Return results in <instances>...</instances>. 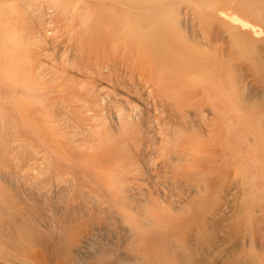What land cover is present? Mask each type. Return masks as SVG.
<instances>
[{
    "label": "bare ground",
    "instance_id": "6f19581e",
    "mask_svg": "<svg viewBox=\"0 0 264 264\" xmlns=\"http://www.w3.org/2000/svg\"><path fill=\"white\" fill-rule=\"evenodd\" d=\"M20 1L22 5L24 1L26 3L24 11L20 9L18 1V4L9 5H6L7 2H0V85L5 84L13 90L18 88L23 91L18 95L10 89L9 96L5 95L4 98L0 96V133L3 129L4 135L6 131L11 134L19 128L24 129L26 134H30L34 141L38 142L37 144L42 145V151L39 152L40 150L38 151L29 141L11 137L8 144L15 147L16 153L28 151L27 154L31 152L32 156H39L42 153L36 159H41L47 174H51L57 162L63 163L67 170L59 180H55L63 183L62 188L57 192H39L36 194L38 197L35 198L32 191L24 195L15 191L16 194L14 193L15 196H12V199L17 204L18 199L23 200L22 203L25 204L23 213H20L18 209L3 211L10 198L0 192V245L2 241L8 240L21 250L31 247L35 241L32 236L33 229L38 230V234L41 233L44 237L56 240L55 242L63 241L65 237L61 236L67 235L66 229L71 221L56 219L54 213H50L46 218L42 217L45 218L42 221L39 215V217L34 215L32 205L27 200L30 199L31 202L42 200V206H44L48 201L60 203L64 199H68L67 202L80 199L83 200L81 204H64L65 209L70 212L75 210L87 212L86 208L89 206L84 201L90 200L91 195L89 197L79 191L80 184L72 172L75 166H82L83 176L95 179L93 182H97L99 186L101 183L108 191L116 188V182L113 179L115 176L112 173L114 170L105 165L107 145L113 141L117 133L129 134V126L132 124L139 126L148 123L149 112L147 103L145 104V92L141 89L142 80L132 71H127L126 64L148 73V97L161 96L172 101L173 106L178 110L186 108L187 111H200L206 116L215 117L214 125L222 133L229 149L242 143L249 135L248 126H246L249 111L245 109V104L238 94L247 91V88L251 86V81L248 79L253 73L264 71V0H35L37 3L33 0L36 4H32L31 0ZM42 2L50 11L47 19L44 17L46 13ZM62 15L64 18L61 17ZM58 20L68 22V28L65 27L66 32L69 37H74L75 41L73 38L72 41L77 50L72 53L73 61H82L83 54L80 50L97 52L99 55L97 66L108 67L105 73L108 77L112 73V79L106 82L100 80V86H107L104 88H110L115 93V97L125 99L128 104L131 103V108H134L133 117L130 116L131 114L119 113L118 125L117 123L113 125L117 127H114L111 134L101 131V126L105 125V114L103 113L102 116L98 111L93 110L76 90L67 91L64 82H59L53 77V73L48 72L47 67L50 63L47 64L46 59H39L36 68L33 66L37 62L34 59L37 57L35 53L30 61L31 55L26 49H33V52L37 54L39 53L35 49L40 50L42 55L49 48L58 46L59 32L56 26ZM26 21L30 22L33 29L35 28L33 32L29 30ZM39 23L42 25L48 23L49 26L46 25L39 30L35 26L37 24L39 27ZM46 32H49V35ZM33 60L35 62L32 68L35 72L31 73L29 78L26 75L29 73V65L27 69L24 66L28 62L32 63ZM21 66L27 70L25 73L20 71ZM34 76L35 82L31 80ZM71 76L78 79L80 74L72 72ZM5 100L11 103V111L15 115V118L11 120V117L9 118L8 123L4 122V107L7 106H3ZM105 103L107 104V101ZM40 105H42L40 107L42 116L46 114L45 124L41 122L38 124L30 118L33 108L39 109ZM123 110L125 109L121 111ZM56 115L57 117L64 115L65 118L60 122L56 119ZM126 116L129 121H125ZM71 125H74L76 129L73 128L74 139H72L73 135L70 136ZM261 125L260 128L264 127ZM4 126L8 130L3 128ZM252 130L254 134L256 133V139L253 138L254 142L246 151V157L258 166L260 169H258V176H261V164L264 161L263 129L261 128L260 131L256 127ZM6 138L0 137L2 148ZM33 138H30L31 142ZM71 143L74 144L72 147L69 146ZM113 144L118 143L111 145ZM9 145L6 143L4 148L11 147ZM73 146L80 149V152H84L80 153L83 154V158L81 155L79 158L83 160L79 163H76L77 154L74 152V157L73 153L68 151V148L72 149ZM12 149L14 151V148ZM13 151L10 153H14ZM7 155L8 153L6 157ZM15 157H12V161ZM79 158L77 161L80 160ZM1 167L0 181L5 180V177L10 179L15 176L10 171L7 172L5 170L7 168L1 169ZM79 171L82 170L79 169ZM54 177L56 174L52 175L46 184L54 181ZM14 179L16 180V177ZM46 187L42 185L38 189L44 190ZM94 199L91 200L94 201ZM3 212H10L11 219L1 218ZM146 220L148 223V218ZM110 224L109 222V226ZM127 231L129 247L135 239V231L132 228ZM71 237L72 240L67 244H60L67 251L72 249L75 253H79L82 248L78 244L81 243L80 237ZM51 240H49L50 244ZM127 255L132 258L129 254Z\"/></svg>",
    "mask_w": 264,
    "mask_h": 264
},
{
    "label": "rangeland",
    "instance_id": "374dc122",
    "mask_svg": "<svg viewBox=\"0 0 264 264\" xmlns=\"http://www.w3.org/2000/svg\"><path fill=\"white\" fill-rule=\"evenodd\" d=\"M17 1L20 9L24 11L25 1L22 5L20 0H0V2H7L6 5L18 4ZM31 1L32 4L36 2ZM42 4L47 10H44L46 14H43L47 19L50 11L46 9L47 6L43 2ZM44 17L42 18L45 21ZM12 23L9 24L13 25ZM26 23L29 30L33 32L35 28L33 29L29 21ZM57 23L59 43L58 46L46 51L48 55L43 52L44 56H42L41 51L35 48L39 54L33 52V49H26L31 55L30 61L35 55L37 56L34 57L37 60L34 65L35 60L24 66L27 69L29 65L30 68L26 75L31 77V73L35 72L32 67L36 68L39 59H46L47 64L51 65L47 67L48 72L53 73V77L59 82H64L67 91L76 90L93 110L98 111L102 116L103 113L105 114V125L101 126V131L111 134L114 127L118 125L119 113L131 114L130 116L133 117L134 108H131V103L128 104L125 99L115 97V93L110 88L106 89L107 86H100V80L109 81L112 79V73L108 77L105 75L108 67L97 66V60H99L97 52L80 50L83 54L82 61H73L72 53L77 48L73 44L74 37L72 36L74 40L72 41L71 36L69 37L66 32L65 27L68 28V22L58 20ZM39 24V27L35 24L39 30L46 25L49 26L48 23H43L44 26L42 23ZM46 34L49 35V32ZM125 66L127 71H132L142 80L141 89L145 92V104L147 103L146 107L149 112L148 117L146 116L148 123L139 126L132 124L129 126V134L126 133L127 136L124 133H117L113 139L114 142L107 145L105 159L108 162H105V165L109 166L112 171L114 170L112 173L115 176L113 179L116 182V188L108 191L101 183L99 186L97 182H93L95 179L83 176L82 166H75L74 168H78H73L72 172L80 184L79 191L89 197L91 195V199L95 198L94 201L91 199L84 201L89 206L86 208L88 213L77 212L78 210L70 212L65 209L64 204H81L83 200L80 199L75 202H67L68 199H64L60 203L48 201L44 206H42V200H33V202L30 199L27 200L37 217L46 218L50 213H54L56 219L71 221L66 229L67 235L61 236L65 237L62 242H55L56 240L44 237L43 234H38V230L33 229L32 236L35 241L31 247L22 249L23 251L20 247L18 249L10 241L3 239L5 242L2 241L0 245V264H264V161L261 164L262 175L258 176L260 169L250 158L246 157V151L254 142L253 138L256 139V133L254 134L252 129L258 127L261 131L262 128L264 139V127H259L261 124L264 126V71L253 73L248 79L251 81V86L247 88V91L238 94L245 104V109L249 111V120L246 121L249 135L242 143L229 149L222 133L214 125L215 117L206 116L200 111H187L186 108L178 110L173 106L172 101L161 96L148 97V73L130 64ZM22 68L23 66L20 71L25 73L27 70ZM72 72H77L80 77L72 78ZM34 79L36 80L35 76L31 80ZM10 89L5 84L0 85L1 98L5 95L9 96L11 91L18 95L23 92L18 88L11 89V91ZM107 98L111 99L107 100ZM3 106H5L4 122L8 123L9 118L11 117V120L15 118V115L11 111L10 102L5 100ZM41 106L39 109L38 107L33 108L30 118L38 124L40 122L45 124L46 114L42 116ZM123 108L127 113L125 110L121 111ZM64 118V115H60L56 119L61 122ZM125 118V121H129L127 116ZM114 124L116 125L113 127ZM71 126L69 127L70 131L72 130L70 136L73 135L72 139H74L75 127ZM3 128L7 129L5 126ZM109 128L113 130L110 131ZM26 133L24 129L19 128L11 134L6 131L5 135H8L5 136L3 129L0 137H7V145L11 137L29 141L41 152L42 145L37 144L38 142ZM28 135L33 138V142ZM115 142L118 144L111 145ZM6 143L2 144L3 148H6ZM72 145L74 144H69L71 147ZM9 146L11 147L4 148L5 150L0 146L1 169L7 168L5 169L7 172L10 171L15 175L10 179L5 177V180L0 181V192L10 198L3 211L18 209L20 213H23L25 206L22 203L23 200L18 199L17 204L12 199L15 191L21 192L20 195L32 191L35 198L38 197L36 194L39 192H57L62 188L63 183L55 180H59L67 168L63 166V163L57 162L51 174H47L41 159H36L42 153L39 156L34 155V158L31 152L29 154H27L28 151L27 153L25 151L16 153L15 147ZM71 147L68 148V151H71L69 153H73L74 156L75 152L76 158L80 155L83 158V154H80L83 151L80 152V149L73 146L75 151ZM10 150L14 153H10ZM9 154L12 157L18 155V160L16 161L15 157L12 161ZM78 158L76 163L83 160L79 158L80 160L77 161ZM120 161L124 165L126 162V169ZM78 171L82 174L79 175ZM53 173L56 174L54 181L46 184L48 179L54 175ZM45 184L48 186L46 187ZM42 185L47 190L38 189ZM6 213L3 212L1 218L11 219L10 212L7 215ZM45 218H42V221ZM146 218H148V223ZM130 228L135 231V239L128 247L127 229ZM71 236L80 237L81 243L78 244L82 248L79 253H75L72 249L67 251L62 247L64 243L67 244L72 240ZM128 258L133 261H128Z\"/></svg>",
    "mask_w": 264,
    "mask_h": 264
}]
</instances>
